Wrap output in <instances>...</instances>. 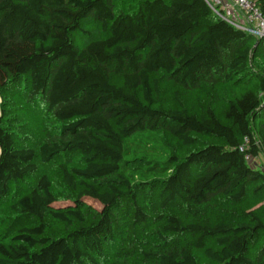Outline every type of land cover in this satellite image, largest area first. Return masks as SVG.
Returning a JSON list of instances; mask_svg holds the SVG:
<instances>
[{
    "label": "trees",
    "instance_id": "obj_1",
    "mask_svg": "<svg viewBox=\"0 0 264 264\" xmlns=\"http://www.w3.org/2000/svg\"><path fill=\"white\" fill-rule=\"evenodd\" d=\"M255 1L264 17V0ZM117 2L0 0V96L20 90L59 125L36 150L17 148L0 104V206L11 185L37 173L38 164L58 165L73 202L54 211L58 198L46 175L16 196L4 210L8 240L0 241V264H103L114 251L112 212L137 195L150 209L156 196L167 208L209 206L218 197L239 203L249 194L263 201L259 216L201 225L159 215L161 244L140 249L138 259L199 264L166 238L191 234L213 264H263L264 167L245 156H264V38L237 29L204 0H136L131 10H117ZM87 20L104 37L77 46L72 36ZM163 82L183 92L228 85L238 92L218 114L211 101L191 114L180 102L176 109L155 107ZM197 138L212 142L186 154ZM84 199L102 206L95 221L85 223ZM46 215L78 225L50 240ZM147 220L135 205L133 223Z\"/></svg>",
    "mask_w": 264,
    "mask_h": 264
},
{
    "label": "rangeland",
    "instance_id": "obj_2",
    "mask_svg": "<svg viewBox=\"0 0 264 264\" xmlns=\"http://www.w3.org/2000/svg\"><path fill=\"white\" fill-rule=\"evenodd\" d=\"M135 1L118 0L116 9L131 10L134 7ZM81 30V32H77L72 36L73 42L77 46L84 45L90 39L104 37L99 25L92 20L83 22L81 24ZM257 62L262 64L261 61ZM254 69L257 70L256 67H253ZM249 81L252 85L256 83V80L252 76L249 77ZM237 92L238 88L231 87L230 85L219 87L216 91L210 92L205 90L183 92L176 86L168 82H163L160 85V103L155 107L165 110L176 109L180 102L189 113L197 114L204 108L208 101H211L212 108L218 114V111L225 106L226 101L232 98ZM3 96H0V104L5 112L4 124L12 133L17 148H31L36 150L39 145L55 135L59 125L50 121L41 104L37 101L27 102L25 99L26 95L20 90L10 91ZM261 96L264 98V94ZM160 135L162 140L173 145L176 144L165 133H160ZM211 142V140L197 138L193 146L184 147L183 151L188 154ZM36 163L38 164V161ZM252 166L263 168L264 156L259 155L252 162ZM41 175L48 177L58 198V201L52 206V209L54 211H62L70 207L72 208V200L65 198L67 191L62 182L58 165L42 166L38 164L37 173L19 184L11 185L8 198L0 206V241L8 240L4 238L8 224V219L4 216V210L12 203L16 196L34 188ZM83 202L85 204L83 208L85 223L95 221L102 206L90 199H84ZM151 204V208L148 209L140 195H137L135 201L125 199L120 202L119 206L112 212L115 230L114 243L112 245L114 251L108 255L107 260L103 264H140V260L138 259L140 249L143 248L145 251L156 250L161 243L160 238L155 233L161 232L163 224L157 221L159 215L163 217L169 215L174 216L183 224L198 223L201 225H213L219 221L241 220L248 213H255L259 216L263 201L261 197L249 194L239 203L218 197L209 206L195 207L175 202L167 208H162L156 196ZM135 205L141 207L143 212L148 216V220L142 225L133 223ZM45 222V237L50 240L66 235L78 225L75 221H72L71 225H67L51 218L49 215H46ZM166 238L174 245L189 249L199 264H213L206 260L202 250H197L193 246V243L197 239L196 236L185 234L179 237L170 235ZM204 245L206 248L216 249V246L211 240H204Z\"/></svg>",
    "mask_w": 264,
    "mask_h": 264
},
{
    "label": "built area",
    "instance_id": "obj_3",
    "mask_svg": "<svg viewBox=\"0 0 264 264\" xmlns=\"http://www.w3.org/2000/svg\"><path fill=\"white\" fill-rule=\"evenodd\" d=\"M209 8L217 15L221 16L220 10L225 8L235 10L241 17L227 16L231 25L239 30L245 31L257 39L264 38V17L255 0H204ZM222 17V16H221ZM243 150V148H241ZM246 160L254 161L249 155L245 156Z\"/></svg>",
    "mask_w": 264,
    "mask_h": 264
},
{
    "label": "crops",
    "instance_id": "obj_4",
    "mask_svg": "<svg viewBox=\"0 0 264 264\" xmlns=\"http://www.w3.org/2000/svg\"><path fill=\"white\" fill-rule=\"evenodd\" d=\"M224 13L229 17H237V19L241 20V17L238 16L239 14L233 9H229L226 7Z\"/></svg>",
    "mask_w": 264,
    "mask_h": 264
}]
</instances>
